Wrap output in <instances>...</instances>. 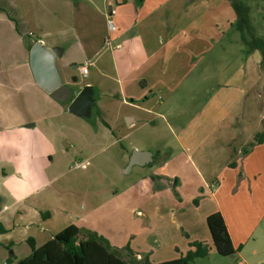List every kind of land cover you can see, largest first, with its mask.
<instances>
[{"label":"crops","instance_id":"1","mask_svg":"<svg viewBox=\"0 0 264 264\" xmlns=\"http://www.w3.org/2000/svg\"><path fill=\"white\" fill-rule=\"evenodd\" d=\"M3 1L0 3V184L9 186L6 190L0 186V195L5 199L0 223L7 230L2 235L12 238L15 227H24L17 241L32 233L29 236L39 246L58 231L56 210L70 216L69 223L75 218L82 220L86 212L105 205V201L128 194L129 208L121 211L116 206L117 211H129L134 217L130 232L134 238L129 242L133 254L122 252L125 259L133 258L136 264L144 257L151 264L162 261L152 257L156 250L153 248L160 246L158 229L166 233L167 226L174 223L186 233L189 225L186 218L191 212L198 215L200 227L206 223L208 214L218 211L233 247L240 246L229 257L236 264H247L246 259H251L256 248L264 243V142L243 155L245 134L238 141L236 138L245 133V128L235 130L228 125L221 129L205 128L208 122L203 119L210 115L212 120L209 113L197 119L194 129L188 128L192 132L188 137H185L188 129L176 133L178 146L165 142L149 149L150 145L141 144V140L130 142L127 147L122 143L123 137L139 126L157 128L164 123L167 128L170 126L165 119L172 115L169 104L183 84L179 75L193 69L207 50L200 49L203 27L207 29L203 17L207 16L214 25L231 26L235 14L228 0H104L106 8L99 11L96 19L100 24L95 30L91 22L94 19H89L91 12L95 13L93 0H29L48 11L41 13L43 24L54 28H41L38 16L34 17L36 20L30 18L26 10L28 0ZM110 10L115 11L111 16ZM210 33H206L205 39L224 47V31L214 34L212 28ZM231 35H235L234 31ZM36 41L45 48L60 49L54 64L61 84L77 91L85 86L92 88L94 104L89 116L69 111L67 103L53 99L35 81L29 51ZM75 54L81 58L78 64ZM85 62L88 71L83 76L78 66ZM262 111L264 120V106ZM95 115L112 136L109 144L120 146L118 164L122 165L117 172L125 174L134 166L140 167V192L137 179L124 185L107 182L92 193L84 189L85 185L91 188L92 169L103 180L108 178L97 160L93 163L79 157L74 162L68 153L74 136L84 142L88 140L84 136L93 135L89 123ZM224 116L227 118V114ZM191 138L195 141L192 146L187 145ZM133 150L149 152L151 161L128 167ZM56 160L63 163L62 169L45 176L47 170L55 167ZM230 163L235 165L231 167ZM72 171L77 175L79 191L54 187L61 179L67 181L66 175ZM209 183L212 191L203 194L198 205L193 206V196L201 185ZM171 185L186 187L190 197L184 200V193L179 192L181 197L176 200ZM162 199L166 203L164 210L160 207ZM200 204L204 211L199 214ZM44 212L49 215L42 217ZM31 226L33 232L28 231ZM194 240L208 245L209 252L215 251L209 231ZM177 245L179 252L191 248L184 247L180 240L171 247ZM245 247H250L251 253L245 254Z\"/></svg>","mask_w":264,"mask_h":264},{"label":"rangeland","instance_id":"2","mask_svg":"<svg viewBox=\"0 0 264 264\" xmlns=\"http://www.w3.org/2000/svg\"><path fill=\"white\" fill-rule=\"evenodd\" d=\"M244 1L250 7L251 22L254 25L257 34L264 38V0ZM1 2L4 3L3 0H0V3ZM92 3L94 4L93 8L95 9V13L92 11L89 15V19H94V21L91 22L92 28L95 30V27H98L100 24L96 19L97 15L100 10H104L106 8V5L104 0H93ZM43 8L44 7H42L40 3H34L29 0L26 1V10L28 14H30V18L36 20L34 17L38 16V19L40 20L38 21L41 28L50 27L43 24L41 13L48 12ZM203 20H205L203 23L207 25V29L203 27V37L200 49L205 47L207 50L206 53L200 56V59H198L193 69L190 68V70H188V68L185 73L179 75V79L183 82V84L178 87L177 96L169 104L172 115L165 119L169 121L170 126L167 128L165 123L157 128H151L147 125L139 126V128L134 132L131 131L128 135L123 137L122 143L125 147H127L130 142H135V140H141L139 142L144 145L145 143L149 144V149H152V147L155 145H160L165 142L171 143L174 146H178L177 139L179 136L176 135V133L183 129H188L189 127L190 129H194L197 119L203 118L205 114L209 115V113H212V120L210 115L208 116V119H203L208 122L205 128L210 129V127H212V129H221L226 125L234 127L235 130L238 128H245V133L241 132L236 138V141H238L240 140L241 136L245 134V148L247 147V144L253 141L256 133L264 130V120L262 114V107L264 106V67L260 65L259 52L253 51L251 53H246V48L240 39L239 32L236 31L234 27H232L235 20L231 26L226 24L223 27L218 24H212L211 19L209 20L207 16L203 17ZM53 24L55 25L56 23ZM211 25H214V27L212 26L214 34H218L221 31H224V33L227 34H224L225 37L222 38V42L225 43V49L223 46H219V44L212 45L209 43V40L205 39L206 33L211 34L210 32H212V28H210ZM229 31L231 34L234 31L235 35L233 36L229 34ZM74 59L77 64L81 61V58L76 54ZM190 94H193L194 97L190 98ZM153 102L154 104L158 103L156 99H154ZM224 114H227V118H225ZM99 119L100 117L95 115L92 119L93 121L89 123L93 135L89 137L84 136V139H88L87 141L83 142L81 141V138H76L74 136L72 146L68 148V153L73 157L74 162H78L79 157H82V160L88 159L93 163L97 160L98 163H101V167L103 168L102 169L99 167L101 171L104 170L106 173H108V178L103 180V177L98 176L99 173L97 172V175L95 170L92 169L93 172H91V177L89 179L91 188L89 190V186L85 185L84 189L92 193L96 191V188L102 189L101 187L107 184V182L124 185L127 181H135L137 179L139 181L138 191L140 192L141 183L140 177L138 175L140 167L134 166L132 171L125 174L117 172L118 167L120 168L122 165L121 162L118 164L120 146L116 143H113V145L109 144V142L112 140V136L110 132L104 129ZM227 123H230V125ZM244 124L245 126H243ZM190 133L192 132L189 130L185 137H188ZM194 142L195 141L191 138L187 145L192 146ZM255 146L256 145L253 147ZM59 154L60 152L56 154V157ZM91 155L93 156L91 157ZM65 160L66 159H64V161ZM2 165H4V163ZM54 165L55 167H51L49 170H47L45 176L53 174L54 171L61 170L63 163L58 164V160H56ZM74 166L75 165L72 162L71 167ZM76 176L77 175L75 171H72L66 175L67 181L61 179L58 183L54 184V187H57L58 189H66L69 192L70 189L73 192L79 191L80 189L76 186ZM118 176H122V179H119ZM98 177L102 178L101 182L97 181ZM69 184L74 186L71 187ZM0 186L6 190L9 184L1 183ZM224 186L226 187L227 184H224ZM170 189L172 190V194L176 200L178 198L180 199L181 197L179 192L184 193V200H186L191 195V192L189 189L186 190V187L180 189V186H175L174 188V186L171 185ZM210 191H212L210 183L206 186L205 184L201 185L197 195L193 196L194 198H192L191 204L195 206L193 204V200L196 199L199 203V201L202 200V195L209 193ZM128 197L129 195L125 194L122 195L120 199L117 198L113 201H105V205L92 208L90 211L86 212V215L82 218V220L75 218L73 222L69 223L67 222L71 220L69 218L70 216L61 214L59 213V210H56L57 212L54 213V219L58 218V231L63 229L66 223L67 225L74 224L80 228L83 227L97 231L113 247L121 248L126 245L129 247V242H131L134 238L132 236L133 234L130 233L134 225L132 222L134 218L133 214L129 211L127 213L116 210V206L118 205L120 208H122L121 211H124L125 208H129V201L127 200ZM2 207L3 205H1L0 209ZM160 207L163 210L166 207V203L163 201V199ZM200 207L199 214L204 211L202 204H200ZM121 214L122 216H120ZM188 216L189 217L186 218V221L187 223L189 221V225L187 226L186 233L174 223H171L170 227L167 226V232L164 233V231V234L159 229L157 230L158 232L156 233H159L160 246L153 248H156V250L153 252L154 255L152 256L154 259L156 258L162 261L176 259L171 258L173 255H176L177 258H180L185 253L179 252V245L172 248L171 246L173 244L176 245L178 240H180L184 247H188V243L198 241L194 240L198 235L208 232L205 222L199 227L198 215H193L191 212ZM176 218L179 219V215H176ZM29 220L31 219H26V221ZM82 221L85 222L86 226L82 224ZM167 221L169 220L167 219ZM33 223H36V221H33ZM33 227L34 226H31L28 231L33 232ZM21 228L24 229V227ZM21 228L15 227L11 233V235H13L12 238H8L0 234V264H8L6 262V258L11 254L15 256V260H18L26 257L30 253V247L27 243V238L29 235H32V233H29V235L26 236L23 241L19 242L17 241V238H19L18 236H22ZM8 244H11L9 249L7 248ZM150 245L153 246L152 244ZM209 245H211V243ZM181 248L182 245L180 244V250ZM244 251L245 254L251 253V248L245 247ZM148 253H152V251L148 250ZM209 254L210 255L207 257L194 259L190 264H236L235 260L229 256H221L215 251H211ZM245 257L247 256L245 255ZM246 263L264 264V243L256 248V254L251 259H246Z\"/></svg>","mask_w":264,"mask_h":264},{"label":"trees","instance_id":"3","mask_svg":"<svg viewBox=\"0 0 264 264\" xmlns=\"http://www.w3.org/2000/svg\"><path fill=\"white\" fill-rule=\"evenodd\" d=\"M228 2L235 14L233 27L239 32L246 53L258 51L260 65L264 67V38L257 34L251 22L249 5L244 0H228ZM103 123L108 126L104 121ZM263 142L264 130L255 134L253 141L242 150V154L246 156L254 145ZM229 165L233 167L235 164L230 163ZM4 203L5 199L0 195V207ZM193 204L198 205V201L194 199ZM46 215L49 213H41L42 217ZM205 221L212 246L217 254L229 256L240 249V246L236 249L233 247L220 212L208 214ZM6 231L0 223V234ZM27 243L30 253L26 257L15 260V256L11 254L6 258V262L8 264H136L133 258L125 259L122 255V252L133 254L128 245L122 248L113 247L97 231L80 228L74 224L65 226L39 246L32 236L27 238ZM10 246L11 244H8L7 248L9 249ZM189 246L191 248L182 257L154 264H190L197 257H205L210 251V247L200 241H193L189 243ZM138 263L151 264L147 257L142 258Z\"/></svg>","mask_w":264,"mask_h":264},{"label":"water","instance_id":"4","mask_svg":"<svg viewBox=\"0 0 264 264\" xmlns=\"http://www.w3.org/2000/svg\"><path fill=\"white\" fill-rule=\"evenodd\" d=\"M142 1V0H137ZM59 48H45L39 41L34 42L29 51V65L36 82L41 83L50 96L68 104V110L82 116H89L94 104L93 90L89 86L80 91L72 90L69 86L61 84L54 60L60 53ZM151 161V154L146 151L133 150L128 167L133 164H144Z\"/></svg>","mask_w":264,"mask_h":264},{"label":"built area","instance_id":"5","mask_svg":"<svg viewBox=\"0 0 264 264\" xmlns=\"http://www.w3.org/2000/svg\"><path fill=\"white\" fill-rule=\"evenodd\" d=\"M115 13L114 10H110L109 16L113 15ZM109 24L112 26V20L109 18ZM116 47H119L118 45ZM79 72L83 75L86 76L87 71H88V65L87 63H83L80 66H78Z\"/></svg>","mask_w":264,"mask_h":264}]
</instances>
